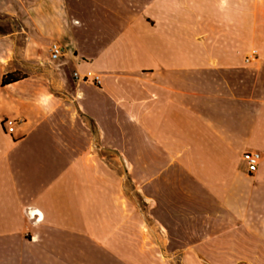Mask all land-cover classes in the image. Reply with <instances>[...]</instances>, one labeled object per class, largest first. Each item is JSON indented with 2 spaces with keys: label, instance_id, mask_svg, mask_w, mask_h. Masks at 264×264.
<instances>
[{
  "label": "crops",
  "instance_id": "crops-1",
  "mask_svg": "<svg viewBox=\"0 0 264 264\" xmlns=\"http://www.w3.org/2000/svg\"><path fill=\"white\" fill-rule=\"evenodd\" d=\"M0 14L15 21L0 82L44 67L0 85V121L21 119L12 135L0 125V264H130L104 147L128 163L165 253L214 259L250 231L264 244V0H0ZM247 150L261 154L253 173Z\"/></svg>",
  "mask_w": 264,
  "mask_h": 264
},
{
  "label": "rangeland",
  "instance_id": "rangeland-1",
  "mask_svg": "<svg viewBox=\"0 0 264 264\" xmlns=\"http://www.w3.org/2000/svg\"><path fill=\"white\" fill-rule=\"evenodd\" d=\"M13 27H15V21L0 14V30H9ZM53 63L49 62L45 67L48 68L49 64ZM39 68L25 66L15 71L14 75L17 77L26 76L33 71H38ZM43 68L41 65L40 69ZM0 125H2V121H0ZM87 125L92 131V138L97 140L98 136L94 125L90 121H87ZM0 138H8L1 129ZM104 150L106 205L108 203L121 205L120 226H115V246L120 248L122 257L130 264H264V257H256L260 254L264 255V252H257L262 246L264 250V244L256 242V237L251 235V231L248 242L220 244L222 248L217 253L220 257L214 259L198 258L192 253V244H184L182 247L184 251L180 250L181 252L174 254L165 253L159 228L147 219V206L143 196L137 191L134 194L131 190L132 180L128 175V163L123 159L118 149L104 147ZM234 230H236L235 227ZM231 238L239 239L236 235ZM241 246L245 251L248 250L246 254L254 257H232V255L238 254L236 250Z\"/></svg>",
  "mask_w": 264,
  "mask_h": 264
},
{
  "label": "built area",
  "instance_id": "built-area-1",
  "mask_svg": "<svg viewBox=\"0 0 264 264\" xmlns=\"http://www.w3.org/2000/svg\"><path fill=\"white\" fill-rule=\"evenodd\" d=\"M64 47L59 42H52L48 48V56L50 61L60 59L64 55ZM257 52L252 49L249 54L245 57V61L248 62L250 59L256 56ZM73 79L78 83H89L99 86L101 84V75L92 71L85 70L80 72L79 70H73ZM21 122V119L14 117H5L2 119V127L5 133L12 135L17 125ZM242 161L244 162L246 169L249 173L256 171L258 164L261 160V154L257 150H247L242 153Z\"/></svg>",
  "mask_w": 264,
  "mask_h": 264
},
{
  "label": "trees",
  "instance_id": "trees-1",
  "mask_svg": "<svg viewBox=\"0 0 264 264\" xmlns=\"http://www.w3.org/2000/svg\"><path fill=\"white\" fill-rule=\"evenodd\" d=\"M22 77H24V76L17 77L14 75V72H7L2 76L0 85L3 86V85H6L8 83H12V82L17 81L18 79H20Z\"/></svg>",
  "mask_w": 264,
  "mask_h": 264
}]
</instances>
